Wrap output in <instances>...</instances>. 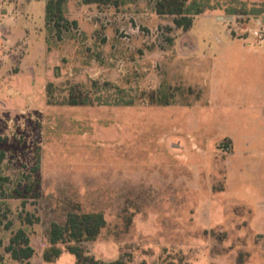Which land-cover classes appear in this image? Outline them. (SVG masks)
Here are the masks:
<instances>
[{"label": "rangeland", "instance_id": "374dc122", "mask_svg": "<svg viewBox=\"0 0 264 264\" xmlns=\"http://www.w3.org/2000/svg\"><path fill=\"white\" fill-rule=\"evenodd\" d=\"M155 2L68 0L60 40L38 9L25 36L24 15L8 21L0 264H75L73 242L42 258L69 213L103 215L78 244L100 261L264 264V43L235 40L264 37V0H187L202 10L188 30ZM71 92L91 104L69 105ZM19 229L28 260L7 251Z\"/></svg>", "mask_w": 264, "mask_h": 264}, {"label": "trees", "instance_id": "16d2710c", "mask_svg": "<svg viewBox=\"0 0 264 264\" xmlns=\"http://www.w3.org/2000/svg\"><path fill=\"white\" fill-rule=\"evenodd\" d=\"M68 0H47L45 5V27L56 34L60 40L62 30H68L69 21L65 19L64 6ZM81 4L105 5L112 0H76ZM187 0H156L155 11L159 15L173 17V23L178 28L188 30L192 26V16L202 12L201 9H194L193 5H187ZM71 24L76 25L75 21ZM68 104L71 106L91 104L87 95L70 93ZM124 104L128 105L127 101ZM167 105V103H165ZM106 225L101 213H69L63 225L52 223L49 229L48 238L51 247L43 254V260L52 262L60 256L61 250L57 244L73 242V246L67 248L68 253L74 255L75 264H123L122 261L104 262L89 255H84L78 244L84 241H92ZM7 251L14 260H28L33 255V248L29 239L22 229H19L10 239ZM143 264V263H142Z\"/></svg>", "mask_w": 264, "mask_h": 264}, {"label": "crops", "instance_id": "0c3cea01", "mask_svg": "<svg viewBox=\"0 0 264 264\" xmlns=\"http://www.w3.org/2000/svg\"><path fill=\"white\" fill-rule=\"evenodd\" d=\"M46 1L47 0H0V35H6V33L9 32L7 30H10L11 26L7 25L8 21H13L15 23V20L18 21L23 18L21 17L22 15H24L25 19L22 23H20L21 27H15L14 29L17 32L16 34H21L24 36L27 35L29 33L28 26L30 24H33V20H31L32 17H28V14H33V11L36 9H38L39 14L44 15V23L42 24H45ZM216 19L219 20V16H216ZM262 24L264 25V17ZM250 38H253V43H255V45H260L261 43H264V38L262 40H259L258 38L256 39L251 33L249 35L247 34L244 36H236L235 40L247 42ZM248 45L251 44L249 43ZM247 50H251V47H248ZM207 105L209 104H206L204 106L206 107ZM194 107L195 106L193 105L192 109ZM224 138H227L233 146L234 141L231 137L227 136Z\"/></svg>", "mask_w": 264, "mask_h": 264}, {"label": "built area", "instance_id": "2783aa9c", "mask_svg": "<svg viewBox=\"0 0 264 264\" xmlns=\"http://www.w3.org/2000/svg\"><path fill=\"white\" fill-rule=\"evenodd\" d=\"M263 29H264V26H263ZM252 35L254 37H258L259 40H262L264 37H262L261 35V30L260 29H254L252 30Z\"/></svg>", "mask_w": 264, "mask_h": 264}]
</instances>
